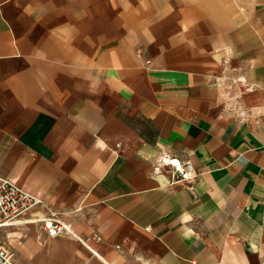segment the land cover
Instances as JSON below:
<instances>
[{
	"label": "crops",
	"instance_id": "crops-1",
	"mask_svg": "<svg viewBox=\"0 0 264 264\" xmlns=\"http://www.w3.org/2000/svg\"><path fill=\"white\" fill-rule=\"evenodd\" d=\"M0 174L94 251L19 223L15 264H264V0H0Z\"/></svg>",
	"mask_w": 264,
	"mask_h": 264
},
{
	"label": "built area",
	"instance_id": "built-area-1",
	"mask_svg": "<svg viewBox=\"0 0 264 264\" xmlns=\"http://www.w3.org/2000/svg\"><path fill=\"white\" fill-rule=\"evenodd\" d=\"M151 164L153 174H160L165 167H168L170 184L183 182L187 188L192 189V183L197 174L188 160H182L176 155L161 152L152 160ZM26 215L29 217L25 218ZM19 223L38 224L50 238L73 236L84 245L89 240H83L75 235L70 227L57 217L55 212L44 206L40 195L27 191L14 180L0 174V229ZM92 239L97 241L99 237L94 235ZM85 246L94 252L90 245ZM0 264H15L12 246L1 238Z\"/></svg>",
	"mask_w": 264,
	"mask_h": 264
},
{
	"label": "rangeland",
	"instance_id": "rangeland-1",
	"mask_svg": "<svg viewBox=\"0 0 264 264\" xmlns=\"http://www.w3.org/2000/svg\"><path fill=\"white\" fill-rule=\"evenodd\" d=\"M0 234H4V231H2V233H0ZM2 238V237H1ZM3 239V238H2Z\"/></svg>",
	"mask_w": 264,
	"mask_h": 264
}]
</instances>
